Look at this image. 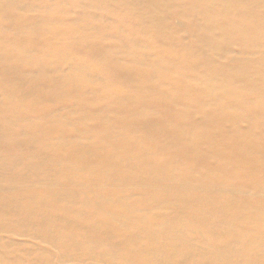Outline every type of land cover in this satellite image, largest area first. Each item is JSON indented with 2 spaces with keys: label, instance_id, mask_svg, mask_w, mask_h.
Instances as JSON below:
<instances>
[{
  "label": "bare ground",
  "instance_id": "6f19581e",
  "mask_svg": "<svg viewBox=\"0 0 264 264\" xmlns=\"http://www.w3.org/2000/svg\"><path fill=\"white\" fill-rule=\"evenodd\" d=\"M0 264H264V0H0Z\"/></svg>",
  "mask_w": 264,
  "mask_h": 264
}]
</instances>
